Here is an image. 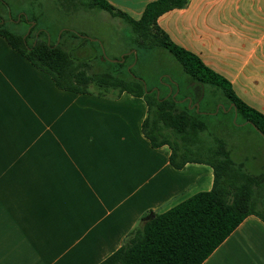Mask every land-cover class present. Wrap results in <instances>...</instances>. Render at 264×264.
I'll return each instance as SVG.
<instances>
[{"label": "crops", "instance_id": "obj_1", "mask_svg": "<svg viewBox=\"0 0 264 264\" xmlns=\"http://www.w3.org/2000/svg\"><path fill=\"white\" fill-rule=\"evenodd\" d=\"M107 1L138 19L153 0ZM158 23L264 114V0H190ZM146 113L127 92L57 88L0 36V264H98L150 212L211 189L208 164L177 169L150 145ZM201 264H264V221L245 217Z\"/></svg>", "mask_w": 264, "mask_h": 264}, {"label": "trees", "instance_id": "obj_2", "mask_svg": "<svg viewBox=\"0 0 264 264\" xmlns=\"http://www.w3.org/2000/svg\"><path fill=\"white\" fill-rule=\"evenodd\" d=\"M189 1L153 0L145 5L138 19H133L107 0H58L61 5H74L73 8L105 10L128 25L127 39L137 52L136 59L132 50L123 55V61L101 68V52L94 56L77 54L80 47L93 40L66 29L61 31L58 41V33L53 41L51 34L38 29L35 18L28 14L20 19L29 25L34 22L29 32H15L8 24L9 19L15 20L10 3L0 0V36L47 74L57 88L76 94L96 91L105 95L117 91L142 97L147 113L141 130L150 145H167L169 161L177 169L194 162L208 164L213 170L210 190L197 192L163 212H150L141 225L128 233L123 244L98 264H201L245 217L256 215L264 221V173L252 174L243 163L235 162L223 138L213 133L221 127L208 120L219 113L228 114L233 127L250 125L264 139V114L240 99L224 76L208 67L197 54L173 42L158 24L159 16L184 8ZM66 39L71 42L67 44ZM155 49L169 52L189 78L182 87L179 83L174 97L176 86H172L170 94L169 88L163 92L159 86H149L135 72L139 52ZM95 65L100 69H94ZM207 85L214 88L213 96L217 95V88L221 89L228 103L223 110L203 112L200 105L198 111L189 106L188 95L191 105L202 94L201 100H205ZM192 88L197 89L196 95L191 94ZM206 132L212 137L210 145L203 137Z\"/></svg>", "mask_w": 264, "mask_h": 264}, {"label": "rangeland", "instance_id": "obj_3", "mask_svg": "<svg viewBox=\"0 0 264 264\" xmlns=\"http://www.w3.org/2000/svg\"><path fill=\"white\" fill-rule=\"evenodd\" d=\"M8 2L15 19L8 20L12 30L20 34H27L34 22L29 25L27 21L21 20L20 16L28 14L29 17L35 18L38 29L48 31L51 34L53 41L56 39L57 33L56 41H58L59 34L66 29L83 35L94 42L85 43L86 46L80 47L77 54L79 56H94L101 52L98 57L102 61V64L99 65L101 68L116 62L113 60H121L124 54L135 50L132 49L133 45L127 39L128 25L122 19L112 17L105 10L73 8L74 5H61L58 0H8ZM3 16L6 17L7 15L3 14ZM176 32L179 35V28ZM29 42H32V39H29ZM66 42L68 44L71 41L66 39ZM134 63L135 61L128 68L132 67ZM99 66L95 65L94 69H100ZM135 72L149 86H154V88L159 86L163 92L167 88L170 92L172 86H176L175 95L179 92V83L182 87L185 82L189 81L180 65L165 49L139 52ZM211 90L214 88L207 85L205 89L206 101L201 100L203 97L201 95L196 102L201 100L199 105L203 112L207 109H215L212 113H216L219 108L223 110V106L228 103L221 89L217 88L216 96L212 95ZM181 94L182 91H180L179 96ZM208 120L221 127L222 130L219 129L213 133L215 136L223 138L235 162L243 163L245 169L252 174L264 173V139L250 125L241 124L233 127L230 123V115L221 113L210 116ZM208 133L206 132L203 137L207 139V144L210 145L212 137L210 139Z\"/></svg>", "mask_w": 264, "mask_h": 264}, {"label": "water", "instance_id": "obj_4", "mask_svg": "<svg viewBox=\"0 0 264 264\" xmlns=\"http://www.w3.org/2000/svg\"><path fill=\"white\" fill-rule=\"evenodd\" d=\"M133 53H134V56H135V59H136V57H137V52L135 51V50H133ZM113 61H118V60H113ZM120 61H123V56H122V58H121V60ZM131 68V66L129 67V69ZM171 92V91H170ZM170 92H169V94H170ZM159 94V92L157 91V95ZM203 95V94H202ZM175 96V94L173 95V97ZM185 99H182L181 101H184ZM188 102H189V106L191 107V108H193V107H195L196 108V110L198 111L199 110V102H195L193 105H191V99L189 98L188 99Z\"/></svg>", "mask_w": 264, "mask_h": 264}, {"label": "flooded vegetation", "instance_id": "obj_5", "mask_svg": "<svg viewBox=\"0 0 264 264\" xmlns=\"http://www.w3.org/2000/svg\"><path fill=\"white\" fill-rule=\"evenodd\" d=\"M196 93H197V89H196V88H192V89H191V94H192V95H196ZM190 96H191V95H188L187 97L190 98Z\"/></svg>", "mask_w": 264, "mask_h": 264}]
</instances>
